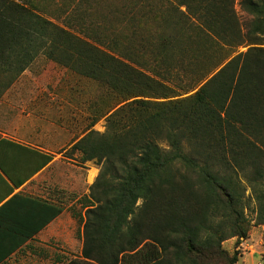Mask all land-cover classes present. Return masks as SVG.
<instances>
[{"label": "trees", "instance_id": "obj_1", "mask_svg": "<svg viewBox=\"0 0 264 264\" xmlns=\"http://www.w3.org/2000/svg\"><path fill=\"white\" fill-rule=\"evenodd\" d=\"M42 56L96 80L107 121L71 147L101 169L67 264H237L243 177L264 225V0H0V97Z\"/></svg>", "mask_w": 264, "mask_h": 264}, {"label": "crops", "instance_id": "obj_2", "mask_svg": "<svg viewBox=\"0 0 264 264\" xmlns=\"http://www.w3.org/2000/svg\"><path fill=\"white\" fill-rule=\"evenodd\" d=\"M54 121L52 101H0V257L14 249L0 264H54V250L68 248L69 229H78V216L68 204L77 178L73 173L68 179L65 172L62 179V168L68 169L61 152L66 143L59 141L62 129ZM4 139L40 154L2 143ZM41 154L52 159L38 168L45 159ZM95 176L96 171L89 180ZM54 203L64 206L55 219ZM62 254L55 257L56 264L69 262Z\"/></svg>", "mask_w": 264, "mask_h": 264}, {"label": "rangeland", "instance_id": "obj_3", "mask_svg": "<svg viewBox=\"0 0 264 264\" xmlns=\"http://www.w3.org/2000/svg\"><path fill=\"white\" fill-rule=\"evenodd\" d=\"M236 9L243 22L249 23L251 16L241 11L239 5H236ZM44 15L55 22L62 21L50 14L45 13ZM248 47L247 45L242 46L239 51H245ZM98 93H100V88L96 80L69 70L42 56L37 58L30 68L0 97V101H52L54 119L57 120L54 121V126L61 127L62 135L59 141L66 143L61 152L63 151V160L68 163V169L62 168V179H64L65 172L69 174L68 179L73 178L71 176L73 173L77 178L75 192L73 193L70 189L72 192H70L68 204L72 211L76 214L81 212L82 215H84L85 209L82 207L80 199L90 193V187L96 181L101 167L95 160L82 162L81 152H72L71 147L91 129L99 132L106 130L105 117L92 124L93 118L96 116ZM94 171H96V176L93 181H90L89 177ZM242 182L246 188L245 214L250 221L249 236L242 239L237 237L228 239L223 245L231 255L234 253L238 255L237 264H264V225L257 223V203L244 177ZM90 183L91 185H89ZM83 226V220L81 221L79 217L78 229H69L68 248L54 250V264L57 262L55 257L59 253H63L64 262L82 258V239L79 231H83Z\"/></svg>", "mask_w": 264, "mask_h": 264}]
</instances>
